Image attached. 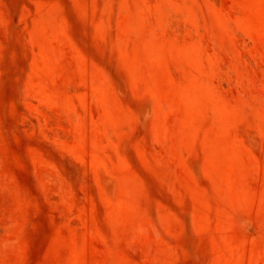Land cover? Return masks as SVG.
Listing matches in <instances>:
<instances>
[{
    "label": "rangeland",
    "instance_id": "rangeland-1",
    "mask_svg": "<svg viewBox=\"0 0 264 264\" xmlns=\"http://www.w3.org/2000/svg\"><path fill=\"white\" fill-rule=\"evenodd\" d=\"M0 264H264V0H0Z\"/></svg>",
    "mask_w": 264,
    "mask_h": 264
}]
</instances>
